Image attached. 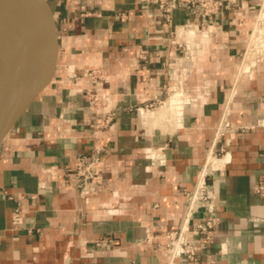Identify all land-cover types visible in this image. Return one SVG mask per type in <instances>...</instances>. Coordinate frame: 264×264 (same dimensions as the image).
Instances as JSON below:
<instances>
[{"label": "crops", "instance_id": "1", "mask_svg": "<svg viewBox=\"0 0 264 264\" xmlns=\"http://www.w3.org/2000/svg\"><path fill=\"white\" fill-rule=\"evenodd\" d=\"M47 1L66 85L0 151V264H168L202 179L212 210L191 224L219 221L199 264H264V0L207 27L146 0ZM92 150L101 180L81 191Z\"/></svg>", "mask_w": 264, "mask_h": 264}, {"label": "water", "instance_id": "2", "mask_svg": "<svg viewBox=\"0 0 264 264\" xmlns=\"http://www.w3.org/2000/svg\"><path fill=\"white\" fill-rule=\"evenodd\" d=\"M0 32L20 41L6 47L0 39L1 151L23 123L47 111L57 85H66L67 66L57 75L60 35L47 0H0Z\"/></svg>", "mask_w": 264, "mask_h": 264}, {"label": "built area", "instance_id": "3", "mask_svg": "<svg viewBox=\"0 0 264 264\" xmlns=\"http://www.w3.org/2000/svg\"><path fill=\"white\" fill-rule=\"evenodd\" d=\"M158 12V16L169 22L172 12L177 8L190 9L195 14L200 26H206L209 19L220 14L223 9L232 7L236 0H146ZM101 157L98 151L88 152L73 169L77 180V189L84 191L87 183H100L99 166ZM257 191H264V182L257 187ZM213 197L208 192L205 182L199 183L195 192L190 196V208L182 226L168 234L166 249L169 256L168 264H199L197 255L203 241H211L214 228L218 223L217 217H206L201 222L191 224L192 210L198 204H204L212 210ZM196 207V208H197Z\"/></svg>", "mask_w": 264, "mask_h": 264}, {"label": "bare ground", "instance_id": "4", "mask_svg": "<svg viewBox=\"0 0 264 264\" xmlns=\"http://www.w3.org/2000/svg\"><path fill=\"white\" fill-rule=\"evenodd\" d=\"M263 17H264V15H263ZM262 17V18H263ZM263 21V20H262ZM261 21V22H262ZM259 22H260V20H259ZM258 28V27H257ZM255 34V33H254ZM3 35V33L2 32H0V39L1 40H4L5 41V46L6 47H9V46H12V47H14L15 45H19L20 43V41L19 40H17L15 37H13V36H9V37H6L5 39H3V37H1ZM255 41V40H254ZM257 41V40H256ZM253 47V46H252ZM251 47V48H252ZM250 50V49H249ZM19 52H23L22 50L21 51H19ZM24 59V56L23 55H21V54H18V55H16V60L18 61V62H22V60ZM173 104H176V103H173ZM174 107V106H173ZM210 157V156H209ZM205 172V171H204ZM201 184L203 183V179L201 180V182H200Z\"/></svg>", "mask_w": 264, "mask_h": 264}, {"label": "rangeland", "instance_id": "5", "mask_svg": "<svg viewBox=\"0 0 264 264\" xmlns=\"http://www.w3.org/2000/svg\"><path fill=\"white\" fill-rule=\"evenodd\" d=\"M263 27H264V20L262 22H259L258 29L263 28ZM255 33L256 34L252 38L251 42L253 44V49H255L254 51L260 52L262 50V46L264 44V41L262 39V38H264V35L262 33L257 32V31Z\"/></svg>", "mask_w": 264, "mask_h": 264}]
</instances>
